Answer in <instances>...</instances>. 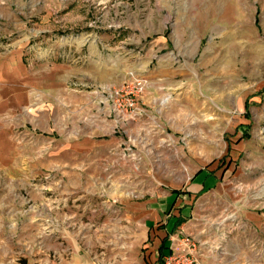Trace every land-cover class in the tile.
Listing matches in <instances>:
<instances>
[{
	"label": "rangeland",
	"instance_id": "rangeland-1",
	"mask_svg": "<svg viewBox=\"0 0 264 264\" xmlns=\"http://www.w3.org/2000/svg\"><path fill=\"white\" fill-rule=\"evenodd\" d=\"M13 59L64 86L1 120L0 264H100L200 168L202 263L264 264V0H0Z\"/></svg>",
	"mask_w": 264,
	"mask_h": 264
},
{
	"label": "crops",
	"instance_id": "crops-1",
	"mask_svg": "<svg viewBox=\"0 0 264 264\" xmlns=\"http://www.w3.org/2000/svg\"><path fill=\"white\" fill-rule=\"evenodd\" d=\"M52 75L45 70L29 71L21 60L0 63V126L2 118L30 107L34 94L43 98L47 94L58 95L64 85L59 79L50 80ZM39 102L43 104L42 99ZM43 106L39 108L48 109L46 103ZM220 180L221 175L200 168L181 187L161 184L149 197L125 204L131 227L124 237L129 244L123 245V254L119 245L111 247L100 264H158L168 253L171 237L197 232L199 211L206 209L203 204L211 192L218 191ZM132 225L137 226L135 231ZM80 253L73 252L72 260L78 261Z\"/></svg>",
	"mask_w": 264,
	"mask_h": 264
},
{
	"label": "built area",
	"instance_id": "built-area-1",
	"mask_svg": "<svg viewBox=\"0 0 264 264\" xmlns=\"http://www.w3.org/2000/svg\"><path fill=\"white\" fill-rule=\"evenodd\" d=\"M134 90L129 92L125 97V109L136 107V98L142 91L141 81H136L132 87ZM119 92H115L118 96ZM121 111V109L119 110ZM206 242L194 234H184L183 237H171L168 253L162 256L158 264H203L202 258L204 257V246Z\"/></svg>",
	"mask_w": 264,
	"mask_h": 264
}]
</instances>
